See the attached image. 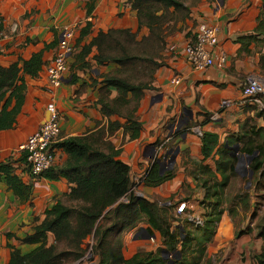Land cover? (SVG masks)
<instances>
[{
  "label": "crops",
  "instance_id": "obj_1",
  "mask_svg": "<svg viewBox=\"0 0 264 264\" xmlns=\"http://www.w3.org/2000/svg\"><path fill=\"white\" fill-rule=\"evenodd\" d=\"M89 1L0 0V63L4 66L19 57L28 59L54 40L57 43L64 27L72 28L75 35V48L68 57L64 81L54 87L47 83L45 67L56 52L55 44L43 51L44 64L38 76H26L24 103L14 126L0 131V161L11 158L14 172L32 185L30 199L19 202L4 182H0V264L9 260L8 244L19 246V238L41 222L45 209L70 190L65 178L31 176L26 159L22 160L25 153L19 150L44 121L48 114L47 104L54 102L60 115L57 142L107 126L108 118L102 114L97 99L102 75L110 72L115 64L97 62L93 57L97 52L95 46L86 56L80 57L83 45L89 44L99 31L108 29L128 28L138 31L140 36L148 33L146 27H138L136 14L127 0H96L91 16L87 14ZM216 2L203 0L191 7L185 21L178 22L176 30L166 36L163 65L154 74V88L144 91L136 113L141 123L139 137L129 140L122 129L106 137L120 149L118 158L129 165L132 185L155 160L162 159L164 153L171 150L169 156L173 157V165L166 170H174L172 178L158 186L143 183L140 189L142 197L157 201L159 206L174 205L172 212L177 219L173 221L174 226H181L184 221L194 226L203 224L206 212L202 206L204 190L198 179L206 178V174L201 172V167L210 169L215 175L214 180H222L216 171V150L227 137L240 131L250 135L253 129L255 141L264 143V110L259 105L240 102L247 76L264 77L263 35L245 44L237 40L253 33L264 3L262 0ZM86 21H91L90 31L76 43ZM14 22L18 23L17 31L12 29ZM202 24L218 28V42L213 47V54L215 58L224 55L226 61L221 66L196 70L187 62L183 50L194 40ZM174 76L179 77V83L172 82ZM115 95L116 91L112 90L110 96ZM260 98L264 102V94ZM224 100L231 101L226 108L221 107ZM214 114L216 118L212 117ZM110 119L124 121L117 116ZM179 122L182 127L177 130ZM205 131L218 135V145L206 159L201 152ZM257 153L255 151L253 156ZM65 156L56 146L54 164H61ZM232 156L238 158L236 169L223 188L222 213L213 238L207 244L204 259L213 264H264V166L254 176L249 169L252 155L237 152ZM242 158L248 160L247 175L239 170ZM234 184L235 189L228 199L227 192ZM180 202H185L187 208L183 214H176L175 207ZM195 219H199V223ZM146 227L143 222L138 228L123 233L124 258H130L139 250L155 252L161 246L160 234L155 232L152 237H147ZM49 241H53L52 235H49ZM31 248L22 247L23 250Z\"/></svg>",
  "mask_w": 264,
  "mask_h": 264
},
{
  "label": "trees",
  "instance_id": "obj_2",
  "mask_svg": "<svg viewBox=\"0 0 264 264\" xmlns=\"http://www.w3.org/2000/svg\"><path fill=\"white\" fill-rule=\"evenodd\" d=\"M95 1L87 3L88 16L93 12ZM199 1L127 0L136 14L138 27H146L148 33L140 36L138 31L133 32L128 28L108 29L99 31L89 44L83 45L80 57L86 56L95 46L97 52L93 57L97 62L115 64L110 72L102 75L97 99L102 114L108 118L107 126L86 135L64 138L55 144L66 154L65 159L38 177L65 178L70 190L45 209L41 222L32 226L30 233L19 238V246L8 244L10 256L6 264H65L79 261L86 252L84 243L88 238L92 239V250L96 255L94 264H167L171 259L162 258L163 250L170 254L180 253V257L170 264H213L209 259H204L205 250L222 213L223 188L238 161L236 156L231 155L230 146L238 145V154L252 155L249 169L254 176L264 166V143L255 141L253 129L250 135L240 131L235 136L227 137L216 150V171L222 177L220 182L213 179L215 175L210 169L201 167L206 178L198 179V184L204 190L202 206L206 212L200 226L187 221L181 226H174L173 221L177 219L172 212L173 204L159 206L157 201L131 193L130 167L118 158L120 149L106 139L117 129H122L129 140L139 137L141 123L136 113L144 91L154 88V74L163 65L166 36L176 30L178 22L185 21L191 7ZM91 25V21H86L76 43L89 33ZM258 35H263L264 41V8L257 16L253 33L242 35L237 40L245 44L255 40ZM57 43L54 40L45 45L44 50ZM44 50L32 53L28 59L19 57L7 66L0 63V131L14 126L24 103L26 76H38L44 64ZM112 90L116 91L113 97L110 96ZM111 116L124 121L112 120ZM201 140V152L206 159L216 149L218 135L205 131ZM255 151L258 153L253 156ZM22 158L25 160L26 155ZM13 162L11 158L0 161V182H4L7 190L19 202H26L32 195V185L25 183L14 172ZM173 174V169L161 174L155 160L145 173L144 183L158 186L172 178ZM143 222L147 224L149 235L155 232L160 234L161 246L155 252L139 250L130 258H124L123 233L138 228ZM49 235L53 237L51 242ZM24 246L32 248L23 250Z\"/></svg>",
  "mask_w": 264,
  "mask_h": 264
},
{
  "label": "built area",
  "instance_id": "obj_3",
  "mask_svg": "<svg viewBox=\"0 0 264 264\" xmlns=\"http://www.w3.org/2000/svg\"><path fill=\"white\" fill-rule=\"evenodd\" d=\"M13 31L17 29V25H12ZM74 30L70 27H64L60 30L59 40L56 52L50 62L46 65V77L49 86L54 87L60 85L68 71V57L74 51ZM218 42V28L215 25L202 24L192 42L184 47V54L187 62L192 68L202 70L206 67L217 65L221 66L225 63L226 58L220 55L215 58L213 47ZM179 77H173V83H179ZM264 94V77L251 74L247 76L245 84L242 88L241 103H251L259 105L264 110V102L260 95ZM231 101L224 100L221 104L222 108H226ZM48 116L39 125L38 129L29 135L27 139L19 146V150L26 155L29 172L31 176L38 177L41 173L48 170L54 165L56 160V142L60 134V115L54 102L47 104ZM216 118V115H212ZM145 174L138 176L130 192L142 196L140 185L144 183ZM187 206L185 202H180L175 207L176 214H183ZM199 223V219H195Z\"/></svg>",
  "mask_w": 264,
  "mask_h": 264
},
{
  "label": "rangeland",
  "instance_id": "obj_4",
  "mask_svg": "<svg viewBox=\"0 0 264 264\" xmlns=\"http://www.w3.org/2000/svg\"><path fill=\"white\" fill-rule=\"evenodd\" d=\"M203 0H200L196 5L200 4ZM212 3L217 4L216 0H209ZM15 25H17V29H18V23H13ZM16 29V31H17ZM51 87V86H50ZM247 165H248V160L246 158H242V160L239 161V170L241 171V173H243L244 175H247ZM230 189V188H229ZM235 189V184L232 186L231 190H228V194H227V198L229 199V195H231V192ZM84 248L86 249V252L84 254V256L79 260V261H75V262H71V263H65V264H94L96 261V255L93 253L92 250V239L88 238L85 240L84 243ZM166 259H172V257H167Z\"/></svg>",
  "mask_w": 264,
  "mask_h": 264
},
{
  "label": "water",
  "instance_id": "obj_5",
  "mask_svg": "<svg viewBox=\"0 0 264 264\" xmlns=\"http://www.w3.org/2000/svg\"><path fill=\"white\" fill-rule=\"evenodd\" d=\"M48 114H46L45 116V119L47 118ZM171 126H174L173 124ZM176 127H177V130H179L181 127H182V123H177L176 124ZM232 149V155H236L237 154V150H238V145H235V146H232L231 147ZM170 149L168 151H166L163 155V158L160 159L158 158L157 159V163L159 165V168H160V173L162 174L168 167H172L173 165V157L172 156H169V153H170ZM169 156V157H168ZM147 232V231H146ZM147 237H152L151 235H149V233L147 232ZM167 257H172L171 261H175L177 260L179 257H180V253L177 251V252H174L173 254H170L169 251L167 250H163L162 251V258L163 259H166ZM167 263V264H170Z\"/></svg>",
  "mask_w": 264,
  "mask_h": 264
}]
</instances>
